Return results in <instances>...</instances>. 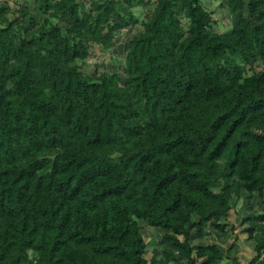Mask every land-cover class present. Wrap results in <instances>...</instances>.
Wrapping results in <instances>:
<instances>
[{"label":"trees","instance_id":"16d2710c","mask_svg":"<svg viewBox=\"0 0 264 264\" xmlns=\"http://www.w3.org/2000/svg\"><path fill=\"white\" fill-rule=\"evenodd\" d=\"M136 1H0V264H241L191 235L226 237L242 196L264 264V0H222L246 10L230 34L154 0L124 82L84 72ZM139 222L166 232L157 259Z\"/></svg>","mask_w":264,"mask_h":264},{"label":"rangeland","instance_id":"374dc122","mask_svg":"<svg viewBox=\"0 0 264 264\" xmlns=\"http://www.w3.org/2000/svg\"><path fill=\"white\" fill-rule=\"evenodd\" d=\"M5 1L9 6L16 3H28L32 11H34V3L36 0H0ZM85 2L87 0H84ZM203 9L206 11L207 26L214 32L219 34H230L234 26L236 25L239 17L246 16V10L244 9L239 14L229 17L226 11V7L223 5L222 0H200ZM155 5L154 0H144L143 2L136 1L132 5V18L127 19V27L114 34L112 42L107 46H94L92 45L87 60V65L83 68L84 72L89 75H99L102 73H117L121 80L124 82L126 75L121 69L124 56L127 53L130 41L133 36L142 31V25L149 18L150 13ZM254 25V24H253ZM256 69H261L260 66H256ZM233 205V201L231 203ZM261 205V202H260ZM264 205V202H262ZM264 207V206H263ZM244 204L241 199L235 207H232L228 215V224H231L234 229L228 232L227 237L221 238L220 235L211 230L201 238H197L192 233L191 243H210L219 247L222 252L229 254L233 257H237L241 264H246L251 257L254 256L253 243L248 241L245 236V226L240 223L239 215L243 214ZM141 227L142 237L147 245L144 259L149 261L151 257L157 259V251L161 248L160 238L164 232L161 230L149 227L145 222H139ZM209 232V230H208ZM221 264H229L226 259Z\"/></svg>","mask_w":264,"mask_h":264},{"label":"crops","instance_id":"0c3cea01","mask_svg":"<svg viewBox=\"0 0 264 264\" xmlns=\"http://www.w3.org/2000/svg\"><path fill=\"white\" fill-rule=\"evenodd\" d=\"M243 200V204H244V212H243V214L241 215H239L240 217H242L241 219H240V223L242 224V221L245 219V217L249 214V213H253L247 206H245V199H244V196H242L239 200H237V201H235V200H233V205L231 204V208L232 207H235L236 206V204L240 201V200ZM262 202H264V187H263V198L261 199V209L262 210H264V205H262ZM232 203V202H231ZM229 213H230V211H229ZM229 213H228V215H229ZM227 221H228V217H227ZM231 225V224H230ZM243 225V224H242ZM243 226H245V228H246V225H243ZM245 230V229H244ZM161 232H164L163 233V235L166 233L165 231H161ZM210 232H212L211 230H209V234H210ZM215 232H217V231H215ZM228 232H229V230H228ZM218 233V232H217ZM219 234V233H218ZM220 235V234H219ZM228 235V234H227ZM245 236H246V234H245ZM191 237H192V235H191ZM221 237V236H220ZM227 237V236H226ZM222 238V237H221ZM225 238V237H224ZM247 239V238H246ZM192 244V243H191ZM195 244H197V243H195ZM198 244H200V245H202V246H204V245H207V244H210V243H205V244H203V243H198ZM192 245H194V244H192ZM160 250V249H159ZM253 251H254V249H253ZM158 255V254H157ZM255 255V254H254ZM158 257H159V255H158ZM252 258V257H251ZM249 261V260H248Z\"/></svg>","mask_w":264,"mask_h":264}]
</instances>
